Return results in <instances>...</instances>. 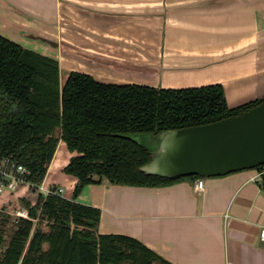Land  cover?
Segmentation results:
<instances>
[{"label":"crops","instance_id":"1","mask_svg":"<svg viewBox=\"0 0 264 264\" xmlns=\"http://www.w3.org/2000/svg\"><path fill=\"white\" fill-rule=\"evenodd\" d=\"M0 35L96 80L161 88L221 84L229 107L264 96V0H0ZM112 83V82H111ZM59 142L42 180L71 199ZM256 169L165 186L86 184L99 234L139 240L171 264H264ZM25 189H21V192ZM24 192V191H23Z\"/></svg>","mask_w":264,"mask_h":264},{"label":"trees","instance_id":"2","mask_svg":"<svg viewBox=\"0 0 264 264\" xmlns=\"http://www.w3.org/2000/svg\"><path fill=\"white\" fill-rule=\"evenodd\" d=\"M262 101L229 107L218 83L161 88L102 82L79 71L61 81L57 60L0 35V156H12L39 184L61 142L71 154L63 171L76 179L71 199H22L36 225L18 218L9 226L0 210V264H171L134 237L97 233L100 209L76 196L102 179L153 187L198 178L145 174L140 167L150 150L132 135L210 123Z\"/></svg>","mask_w":264,"mask_h":264},{"label":"water","instance_id":"3","mask_svg":"<svg viewBox=\"0 0 264 264\" xmlns=\"http://www.w3.org/2000/svg\"><path fill=\"white\" fill-rule=\"evenodd\" d=\"M262 165L264 101L210 123L161 131L149 161L140 170L147 175L173 179L260 170Z\"/></svg>","mask_w":264,"mask_h":264},{"label":"built area","instance_id":"4","mask_svg":"<svg viewBox=\"0 0 264 264\" xmlns=\"http://www.w3.org/2000/svg\"><path fill=\"white\" fill-rule=\"evenodd\" d=\"M29 171L21 163L15 160L12 156H0V210L8 205L14 199H19L23 196L21 189L34 191L38 196H46L48 193H57L61 195V189H53L44 186L42 182L35 184L27 179ZM253 179L261 182L262 190L264 191V165L260 170L256 171ZM194 188L198 191L203 190L204 180L198 177ZM18 218H26L34 220L29 216L27 208H20L14 212L13 222H17ZM257 238L264 241V226L257 233Z\"/></svg>","mask_w":264,"mask_h":264},{"label":"rangeland","instance_id":"5","mask_svg":"<svg viewBox=\"0 0 264 264\" xmlns=\"http://www.w3.org/2000/svg\"><path fill=\"white\" fill-rule=\"evenodd\" d=\"M110 82L114 83L113 81H110ZM132 136L137 138V140L140 141L144 146H146L150 151L155 149V147L158 144V134L156 135V134H152L149 132H137ZM252 170H255V169H252ZM23 191L21 192L23 193V196H21L18 200L14 199L1 210L3 213L7 214L10 217V222L8 224L9 226H11L14 223L12 221V218L14 217V212L20 208H27V206L24 204L22 199L29 202L30 205H35L36 201H38L39 199L38 198L39 196L34 191H31L30 189L23 190ZM36 222H38V218H34L33 225H36ZM40 225L42 229L47 230L48 226L45 223L42 222V224ZM8 238H9L8 235L5 236V240H8Z\"/></svg>","mask_w":264,"mask_h":264}]
</instances>
